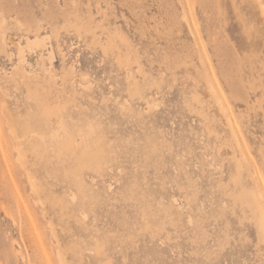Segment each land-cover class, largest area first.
I'll use <instances>...</instances> for the list:
<instances>
[{"label": "rangeland", "instance_id": "rangeland-1", "mask_svg": "<svg viewBox=\"0 0 264 264\" xmlns=\"http://www.w3.org/2000/svg\"><path fill=\"white\" fill-rule=\"evenodd\" d=\"M261 216L264 0H0V264H264Z\"/></svg>", "mask_w": 264, "mask_h": 264}, {"label": "bare ground", "instance_id": "bare-ground-1", "mask_svg": "<svg viewBox=\"0 0 264 264\" xmlns=\"http://www.w3.org/2000/svg\"><path fill=\"white\" fill-rule=\"evenodd\" d=\"M18 52H19V54H21V49L20 48H18ZM257 217H258V214H257ZM259 218V217H258ZM260 218H262V216L260 217ZM261 220V219H260ZM262 224H261V226L263 227V224H264V219L262 218V220L260 221ZM260 231H261V228H260ZM264 231V230H263ZM263 231H262V233H263ZM264 234V233H263Z\"/></svg>", "mask_w": 264, "mask_h": 264}]
</instances>
